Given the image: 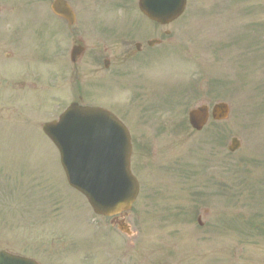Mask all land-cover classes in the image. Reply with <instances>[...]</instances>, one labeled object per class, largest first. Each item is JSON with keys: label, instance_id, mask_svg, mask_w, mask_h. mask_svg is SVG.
<instances>
[{"label": "rangeland", "instance_id": "374dc122", "mask_svg": "<svg viewBox=\"0 0 264 264\" xmlns=\"http://www.w3.org/2000/svg\"><path fill=\"white\" fill-rule=\"evenodd\" d=\"M50 4L51 0H48L47 50L49 58L54 55L57 58L58 20L51 14ZM222 8L226 10L220 15L217 12ZM113 15L116 17V14ZM186 15L180 22L190 23L193 29L188 36L190 40L186 42L187 51L183 52L187 56L186 61L183 57L182 60L179 59L174 53L164 58H170L168 62H163L164 59L159 61L158 70L169 71L174 76L180 72L187 73L188 84H196L199 87V98L192 100L187 106L157 107L152 112L150 107H154L152 105L157 104L160 98L168 101L172 96L171 88L175 87L173 84L170 90L160 91L161 93L155 95H152L153 91H149L147 94L146 89L151 80L146 75L148 70L150 74L155 71L152 66L142 68L141 72L146 68L148 70L137 80L138 87L135 92L143 96L135 97L134 101L129 91L119 87L122 83L134 84L136 80L132 75L114 81L112 86L94 84L96 92L105 91L112 96V101L125 99L130 103L131 100L129 106L134 107L131 110L118 111L121 117L127 118L131 124L134 138L133 171L141 183V194L129 219L135 232V237L131 240L132 245L126 237L113 233L107 226L108 222L106 225L103 222L92 223L93 218L86 216L83 206L74 202L80 199V196L68 187L57 150L46 137L44 138L40 127L32 120L34 115L37 121L43 122L46 118L47 122H50L56 120L61 111L66 109V104L61 105L57 99L56 59H48L47 63L49 88L44 109L37 102V108L31 106L28 111L22 110L18 104L19 96L14 95L16 108H20L23 114L16 115L18 112L14 109L10 118L12 116V119L19 122L24 121L27 116V120L14 126L11 145L0 142L1 147L6 145L3 149L6 153L0 156H11L15 152L17 160L21 161L17 163L18 166L29 167L36 164L38 169L44 159L47 168L49 214L52 213L54 202L59 201L68 206L72 204V210L76 216L83 218L80 222L84 228L88 227L91 236L105 238L112 246L127 249L126 264H264V235L245 239L221 223L224 218L242 215L247 219L264 212V191L258 188L243 191L244 187L238 186L240 180L251 182L255 187L259 183L264 184V41L263 45L256 47L252 44L254 36L257 42L258 37H264L261 30L257 29L258 33H254L252 27V24L254 26L264 21V0H189ZM124 21L123 17L118 16L117 23ZM236 35L238 45H235L238 42L233 41ZM227 44L229 47H224ZM69 45L67 40L64 48ZM255 49L259 50L258 54ZM254 56L257 58L252 62ZM216 80L222 85L217 84ZM211 84L214 85V91L210 95ZM218 89H222L221 92ZM146 94L147 99L144 98ZM208 100H212L211 104L226 102L231 108L228 119L222 123L223 134L227 136L223 145L205 138L211 129L210 124L207 129L209 131L200 134H196L189 127V109ZM92 102L93 105L102 106L104 101L96 95ZM29 103L33 105L34 101ZM41 113H44V118ZM176 124L185 126L178 134L171 131ZM161 129L164 131L158 133ZM234 137L241 141L242 147L235 154H230L228 146ZM7 145H10V149ZM203 158L218 166L221 182L228 186L235 185L233 191L241 192V195L238 200L221 201L218 207L210 208V218L202 215L204 227L199 228L196 220L189 222L187 217V211L190 212L189 208L193 205V198L189 195L185 179L166 169L177 167L178 162H187L199 169ZM229 165L236 170L241 168L244 175L235 170L227 171ZM196 178L199 181L202 176ZM203 180H200L201 183ZM157 182L163 185L160 187L163 192H160L158 198L149 199L151 202L146 201L148 194L157 189L154 187ZM232 202L235 203L231 204ZM253 203L255 211L252 209ZM195 206L197 209L201 207L196 203ZM211 218L214 221V229L209 223ZM94 219L99 220L95 216ZM217 220H220L219 224L216 223ZM261 222L263 221L258 223ZM53 223L51 221V224ZM98 223L101 224V229H98ZM95 262L98 264L96 259Z\"/></svg>", "mask_w": 264, "mask_h": 264}, {"label": "flooded vegetation", "instance_id": "af4514ba", "mask_svg": "<svg viewBox=\"0 0 264 264\" xmlns=\"http://www.w3.org/2000/svg\"><path fill=\"white\" fill-rule=\"evenodd\" d=\"M65 1L73 12L75 22L71 25L66 19L56 17V71L58 97L62 104L78 103L82 106L102 107L114 111L127 124L128 119L121 117L118 111L133 109L134 107L129 106L132 101H112V96L105 91L96 92L94 84L112 86L114 81L132 75L136 80L134 84L122 83L119 87L129 91L134 101L135 97L143 96L141 93L137 94L135 89L138 87L137 80L143 77L145 70H141L144 66L155 67V71L151 74L148 71L146 75L151 80L146 93L153 91L152 95H155L170 90V86L174 84L171 93L180 97V92L186 88V73L180 72L174 76L169 71H159L158 66L161 59L171 54L184 56L183 52L187 51L186 42L190 40L188 36L193 30L190 23H173L167 26L145 23L140 16H135L138 11L135 0ZM47 2L48 0H0V142L10 145L16 125V120L12 116L10 118L12 111L16 110L14 95L19 96L18 104L22 110L28 111L31 106L37 108L38 101L43 109L46 104ZM113 14H129L131 18L117 23L116 19L109 17ZM67 40L70 45L64 48ZM155 40H159L160 44L151 46ZM74 49L80 53L73 55ZM165 60L167 59L163 62ZM96 95L103 99L102 106L93 105L92 99ZM32 100L33 105L29 103ZM17 112L16 115L20 116L22 111ZM34 122L41 125V122ZM127 125L131 127L130 122ZM1 146L0 143V154L6 153L3 150L5 145ZM44 162L41 160L39 169L36 164L21 167L17 165L21 161L17 160L15 152L11 156H0V251L22 254L36 259L39 264H53L49 263V255H60L61 262L57 264H96L93 253L98 249L101 251L98 256L99 264H126L127 249L112 246L105 238L101 239V246L98 247L81 242L75 247L68 244L64 236L70 234L71 230L86 232L78 220L80 216H75L76 220L60 218L53 231L57 237L52 240L49 248ZM15 188L17 200L24 204L23 214L22 206L19 205V214L16 216L11 211ZM203 212L207 216L210 214L207 209ZM86 213L87 217L94 218L89 215L88 208ZM96 218L100 220L96 222H103L105 225L108 222V228H112L113 233L120 234L118 228L111 224V219ZM118 220H121L120 216H117ZM98 229H101L99 223ZM103 253L105 259H102ZM79 257L82 262L74 263Z\"/></svg>", "mask_w": 264, "mask_h": 264}, {"label": "water", "instance_id": "95a60500", "mask_svg": "<svg viewBox=\"0 0 264 264\" xmlns=\"http://www.w3.org/2000/svg\"><path fill=\"white\" fill-rule=\"evenodd\" d=\"M186 4L187 0H140L139 7L149 19L168 24L184 13ZM66 8L61 0L52 5L55 14L69 17ZM228 114L226 104L213 109L215 120H225ZM208 118L207 107L190 113V123L197 130L202 129ZM44 133L58 148L70 185L88 199L95 213L113 216L131 210L139 193V184L131 173V138L113 114L72 105L60 120L46 124ZM239 147V141L234 139L230 151ZM121 229L129 234L127 227ZM0 264L34 263L1 253Z\"/></svg>", "mask_w": 264, "mask_h": 264}]
</instances>
